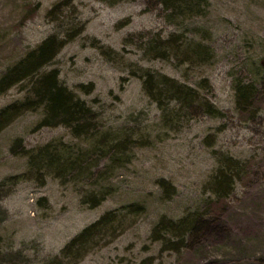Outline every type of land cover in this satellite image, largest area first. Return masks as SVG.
<instances>
[{
  "label": "rangeland",
  "instance_id": "obj_1",
  "mask_svg": "<svg viewBox=\"0 0 264 264\" xmlns=\"http://www.w3.org/2000/svg\"><path fill=\"white\" fill-rule=\"evenodd\" d=\"M53 34L0 110L56 69L93 117L39 127L41 105L0 132V264H264V0H0V78Z\"/></svg>",
  "mask_w": 264,
  "mask_h": 264
},
{
  "label": "trees",
  "instance_id": "obj_2",
  "mask_svg": "<svg viewBox=\"0 0 264 264\" xmlns=\"http://www.w3.org/2000/svg\"><path fill=\"white\" fill-rule=\"evenodd\" d=\"M173 3H182L185 0H172ZM63 2L55 5L52 11L61 8ZM72 38L60 39L55 34L45 38L36 48L32 49L21 59L16 65L11 67L0 78V92H4L14 84L24 80L25 78L35 76L40 73L41 69L48 65L58 54L60 49ZM161 89H158V85H154V77L148 76L145 81V89L153 99L161 101L164 97L169 98H181L185 101H192L193 99L190 92L184 86L175 84L173 80L168 78H162ZM160 87V86H159ZM256 88L254 84L239 85L238 87V100L243 103L244 100H248L253 96ZM33 96L27 97L23 102L13 103L0 110V132L11 124L15 119L21 116L28 110H32L38 106L46 107V116L39 123V127L53 125L54 123H64L68 126L76 128V130H85V127H89L88 123L92 120L93 111L86 104L84 100L76 97L73 91L69 90L66 86L62 85L59 81V72L54 69L44 74L35 82V90L32 93ZM230 177L231 172H221L220 180L217 184V192L221 195H227V187L231 185ZM226 187V188H225ZM227 190V191H226ZM230 190V188H229ZM225 193V194H224ZM109 213L104 215L101 221L94 223L90 227L86 228L80 235L73 239L64 249V252L70 251L78 243L83 242L90 234L91 230L95 228L100 222L107 220ZM171 230L177 223L170 220H162L157 227L159 231L160 227L164 226ZM175 243L172 242L173 247ZM147 261L143 262L146 264Z\"/></svg>",
  "mask_w": 264,
  "mask_h": 264
}]
</instances>
